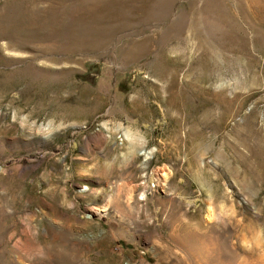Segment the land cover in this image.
Returning a JSON list of instances; mask_svg holds the SVG:
<instances>
[{"label":"rangeland","instance_id":"1","mask_svg":"<svg viewBox=\"0 0 264 264\" xmlns=\"http://www.w3.org/2000/svg\"><path fill=\"white\" fill-rule=\"evenodd\" d=\"M0 264H264V0H0Z\"/></svg>","mask_w":264,"mask_h":264}]
</instances>
